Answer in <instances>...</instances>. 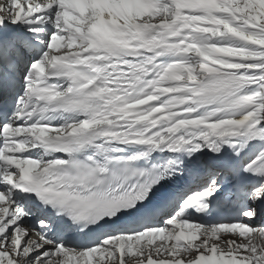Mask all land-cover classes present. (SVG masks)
<instances>
[{"label": "snow or ice", "instance_id": "6c2138e0", "mask_svg": "<svg viewBox=\"0 0 264 264\" xmlns=\"http://www.w3.org/2000/svg\"><path fill=\"white\" fill-rule=\"evenodd\" d=\"M0 264H264V0H0Z\"/></svg>", "mask_w": 264, "mask_h": 264}]
</instances>
